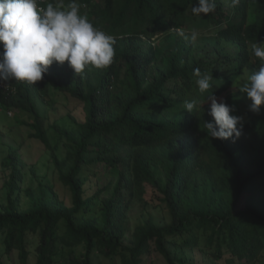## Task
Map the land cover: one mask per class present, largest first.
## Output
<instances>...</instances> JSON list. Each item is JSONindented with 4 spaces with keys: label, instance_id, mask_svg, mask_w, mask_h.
Listing matches in <instances>:
<instances>
[{
    "label": "trees",
    "instance_id": "16d2710c",
    "mask_svg": "<svg viewBox=\"0 0 264 264\" xmlns=\"http://www.w3.org/2000/svg\"><path fill=\"white\" fill-rule=\"evenodd\" d=\"M77 2L95 27L116 37L111 65L76 74L67 61L54 62L35 84L0 82V108L25 115L18 124L48 148L33 97L52 105L53 89L83 106L85 119L71 129L56 126L62 145L50 149L72 204L39 185L25 191L29 205L21 207L14 196L25 162L10 147L0 264H95L96 255L142 264L155 254L165 264H264V105L249 111L246 93L238 103L247 74L259 67L251 43L264 41V0H239L235 7L216 0L215 11L200 16L191 12L196 0ZM196 68L212 76L203 94ZM210 94L243 117L239 138L207 136L210 101L184 110L186 100ZM99 166L117 180L98 216L109 189H97ZM149 186L158 194L154 206L167 216L137 226L126 244L129 212L145 201ZM80 247L85 252L75 255Z\"/></svg>",
    "mask_w": 264,
    "mask_h": 264
},
{
    "label": "clouds",
    "instance_id": "9594fccd",
    "mask_svg": "<svg viewBox=\"0 0 264 264\" xmlns=\"http://www.w3.org/2000/svg\"><path fill=\"white\" fill-rule=\"evenodd\" d=\"M0 0V82L17 80L35 84L43 79L54 62L68 66L76 74L86 68L104 69L115 56L116 37L95 27L87 13L81 12L77 0ZM239 0H230L232 7ZM216 9V0H196L193 15H207ZM180 35L185 33L180 32ZM194 40L195 31L190 33ZM251 52L260 61L258 70L247 74L240 92L251 100L249 111L258 113L264 105V41L251 43ZM201 94L211 87L212 76L193 70ZM210 101L212 121L203 123L210 138L237 139L243 128V117L234 115L236 109L213 94L205 100H186L183 108L192 113Z\"/></svg>",
    "mask_w": 264,
    "mask_h": 264
},
{
    "label": "rangeland",
    "instance_id": "374dc122",
    "mask_svg": "<svg viewBox=\"0 0 264 264\" xmlns=\"http://www.w3.org/2000/svg\"><path fill=\"white\" fill-rule=\"evenodd\" d=\"M190 25L194 26V23L190 22ZM209 47L211 46L209 45ZM208 53L207 47H204L201 56L205 57ZM50 93L53 102L52 105L46 104L40 97H33V102L41 115V121L45 130V138L50 148L43 144V142L32 138L30 129L18 124L25 115L19 114L18 116L13 114L11 116L0 108V207L6 204L8 198L7 181L9 178V169L5 167L4 162L9 154L10 147L18 149L25 162L22 171L23 181L19 182L21 190H18L14 196L21 207H27L29 205V200L25 191L28 188L37 189L39 185L47 187L49 193H52V195H59L61 200L69 205L72 204V194L59 178L58 171L51 158L52 150L50 149L54 150L62 145L55 127L60 126L71 129L74 127L75 121L82 122L85 119V112L80 103L63 93L53 89ZM242 101H247L246 95L243 93L240 95L238 103ZM238 105L239 104L236 106ZM57 153H59L61 158L64 156L62 147L57 150ZM97 170L101 173L98 179L97 189L102 190L104 188H109L105 193L101 194V202L97 205V210L99 212L97 215L99 216L103 206L102 202L106 201L111 195L117 179L114 174L108 170H104L102 166H99ZM159 175L162 176L161 173H159ZM156 196H158V194H155L153 189L149 186L145 195V201L137 203L133 210L129 212V218L126 221V244H130L135 228L149 218H166L167 211L154 206L153 198H156ZM62 231L63 229H60V232ZM83 252H85V250L80 247L75 251V255H80ZM14 259L16 260L17 257H14ZM33 260L34 259H32V262ZM94 261L95 264H113L109 258L102 255H96ZM119 262L120 260L118 259V263ZM11 264L16 263L12 261ZM142 264L165 263L162 256L155 254L144 257Z\"/></svg>",
    "mask_w": 264,
    "mask_h": 264
}]
</instances>
